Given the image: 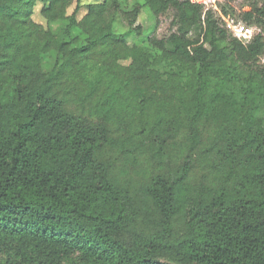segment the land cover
<instances>
[{"label":"trees","instance_id":"1","mask_svg":"<svg viewBox=\"0 0 264 264\" xmlns=\"http://www.w3.org/2000/svg\"><path fill=\"white\" fill-rule=\"evenodd\" d=\"M227 1L0 0V264H264V0Z\"/></svg>","mask_w":264,"mask_h":264},{"label":"rangeland","instance_id":"2","mask_svg":"<svg viewBox=\"0 0 264 264\" xmlns=\"http://www.w3.org/2000/svg\"><path fill=\"white\" fill-rule=\"evenodd\" d=\"M95 1H102V0H81V3L83 5ZM140 2V0H137ZM208 1V0H206ZM120 3L122 7L125 10H129L133 6H135L136 0H120ZM227 0H216L215 1V7L212 8L213 10H220L221 6H224L227 4ZM241 0L232 1L230 2V6L235 8L236 10L240 7ZM40 5H37L35 7V12L33 15V20L37 23L43 24L44 21L39 15L40 11ZM74 10V5L68 10V13L70 14ZM83 15V12L80 13L81 17ZM229 21V22H228ZM228 22L229 24H232L233 22H237V19L231 14L227 13L225 18V23ZM170 23V15H164L160 17H154L152 16L147 10L141 9L139 11L138 17L136 18V26H139L141 28V34L140 36H136V34L133 32L131 34H127L125 36L126 42L129 46L132 45H138V46H146L148 45V41L155 37H161L164 35L169 27ZM251 37H253L256 33L259 31L255 28H251ZM118 31L121 32H127L128 27L125 22H122L120 26L118 27ZM264 36V33H263ZM262 62L264 63V56L262 57ZM53 66V57L45 56L42 60V70L43 72L49 71Z\"/></svg>","mask_w":264,"mask_h":264},{"label":"built area","instance_id":"3","mask_svg":"<svg viewBox=\"0 0 264 264\" xmlns=\"http://www.w3.org/2000/svg\"><path fill=\"white\" fill-rule=\"evenodd\" d=\"M194 3L202 4L208 9H212L215 7L216 0H191ZM229 22V21H228ZM226 22V28L232 33L234 37H236L241 43L246 44L250 41L251 37V28L245 26L242 22L237 21L229 24Z\"/></svg>","mask_w":264,"mask_h":264}]
</instances>
